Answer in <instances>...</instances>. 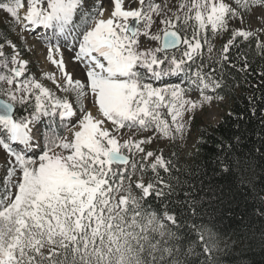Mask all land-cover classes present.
I'll return each mask as SVG.
<instances>
[{
  "label": "snow or ice",
  "instance_id": "snow-or-ice-1",
  "mask_svg": "<svg viewBox=\"0 0 264 264\" xmlns=\"http://www.w3.org/2000/svg\"><path fill=\"white\" fill-rule=\"evenodd\" d=\"M111 3L108 18L99 8L98 15L86 13L78 23L74 17L82 0H27L23 16L22 0H0V10L9 14L21 32L34 33L41 27L51 32L47 59L58 69L60 82L52 73L46 78L66 94L57 97L32 77L21 81L27 61L20 58L12 41L0 42V97H6L0 98V147L11 157L0 177V264H194L201 255L202 264H220L213 255L219 249L211 229L194 222L182 224L183 214L168 207L167 201L160 210L147 204L150 196L170 199L175 191L159 177L157 169L168 172L170 164L162 154L155 155L150 165L144 163L154 156L144 147L153 138L118 137L125 128L148 131L154 126L161 138H182L186 113L223 99L207 94L221 89L224 77L217 79L215 70L205 71L204 45L209 59L213 52L206 33L209 29L213 35L226 31L231 20H242V13L264 7V0H233L235 7L225 0H181L175 11L167 2L162 7L155 0H138V7L127 9L125 0ZM157 17H162L159 27ZM258 35L233 29L217 63L228 60L225 54L238 37L243 41L256 38V48L264 54ZM141 36L156 46H142ZM61 37L65 41L78 38L73 59L84 65V82L72 77L63 57H54L61 51ZM6 46L13 50L10 56L4 51ZM247 68L245 59L240 70ZM181 76L184 79L179 83L161 87L153 83ZM194 90L199 99L188 96ZM67 94L75 97V103ZM89 94L95 115L80 103ZM17 104L26 115H16ZM55 115L61 121L76 118L75 124H62L70 137L59 135L51 125L46 133L41 132L43 118ZM137 153L142 154L139 163L134 159ZM247 160L237 154L220 165L231 174L234 168L243 171ZM148 167L156 173L155 179L147 184L137 181L135 188L142 195H133V174L139 168L142 176ZM209 191L212 203H230V191ZM186 210L197 215L199 202L192 199ZM258 211L264 214V207ZM185 227L196 234L198 242L188 239L185 243L181 231Z\"/></svg>",
  "mask_w": 264,
  "mask_h": 264
},
{
  "label": "trees",
  "instance_id": "trees-1",
  "mask_svg": "<svg viewBox=\"0 0 264 264\" xmlns=\"http://www.w3.org/2000/svg\"><path fill=\"white\" fill-rule=\"evenodd\" d=\"M206 35L213 52L209 59L207 45H204L202 59L205 71L215 70L217 79L224 77L223 87L216 93L208 94L222 96L221 100L227 103L228 110L214 124L196 123V138L190 155L161 153L170 164L168 172L157 169L159 177L164 183L172 185L175 191L170 199L150 196L147 204L160 210L167 201L168 207L178 215L183 214L182 224L191 225L194 222L211 229L219 249L213 255L220 264H264V214L258 211L264 207V54L257 50L256 38L243 41L238 37L225 54L228 60L218 64L232 33L225 34L223 31L213 35L209 29ZM188 36L191 38V30ZM4 39L13 40L11 33L2 27L0 42ZM4 51L8 56L12 54V49L7 46ZM245 59L248 68L242 71ZM199 63L200 59L197 60ZM233 64L235 67L231 66ZM172 78L176 82L184 79L183 76ZM31 103L34 104V99ZM14 112L17 116L27 114L19 104ZM53 119L45 121L42 132L46 133L49 125L58 132L57 120ZM58 133L62 134L60 130ZM237 154L248 157L243 171L234 168L231 174L223 172L220 161L226 157L236 159ZM137 170L141 176L140 169ZM141 177L147 184L155 179L156 173L148 167ZM209 189L217 193L220 190L230 191V203H212L214 197ZM192 199L199 202L197 215H191L186 210ZM181 231L186 236L185 243L188 239L198 242L196 234L189 228H182ZM203 259L201 255L194 264H202Z\"/></svg>",
  "mask_w": 264,
  "mask_h": 264
},
{
  "label": "rangeland",
  "instance_id": "rangeland-1",
  "mask_svg": "<svg viewBox=\"0 0 264 264\" xmlns=\"http://www.w3.org/2000/svg\"><path fill=\"white\" fill-rule=\"evenodd\" d=\"M24 3V8L21 9V16L24 15L27 9V0H22ZM156 3L161 4L164 7L165 3L172 11H175L178 7L181 0H155ZM225 2L232 4L235 7L233 0H225ZM109 2L107 0H82V6L79 9L77 15L74 19L80 23L83 20V15L86 13H96L98 15L99 8H103L105 10V6L107 10ZM136 8L139 6L138 0L137 2H132L129 4V0H125V8ZM261 13H264V7H255L251 11L242 13L241 19L231 20L229 23V27L225 34L232 33L235 28H243L245 30H250L253 32H258V37L261 39L262 43H264V17L261 16ZM171 15V13H169ZM162 17L156 18V26L159 27V19ZM5 28V30L9 31L12 35V42L16 45V50L20 53V58L27 61L26 71L23 77L20 78L21 81L27 78H35L38 82L42 83L45 87L49 88L57 97H65V93L57 88L56 84H54L51 80L46 78V75L52 73L56 76L57 83L60 82V73L55 65H53L47 59V49L49 46V38L51 37V32L49 30L45 31L44 28H39L34 33L31 31L21 32L18 26H14L12 20L6 12L0 10V28ZM43 30V32H40ZM142 46H156V42H147V38L141 36L140 37ZM52 43H57L56 40H52ZM60 45V53H54V57L56 59H60L63 57L67 71L72 75L74 79H80L82 82L86 80L84 65L73 59L75 53L73 49H78V38L69 37L67 41L64 40L63 37L59 38L58 41ZM13 51V50H12ZM11 67V65H9ZM155 86L161 87L165 83L171 84L173 82H168V80L164 79L162 81H154ZM187 86V85H185ZM3 87L7 88L8 85L5 83ZM208 94V93H207ZM188 96L192 99H199V92L194 90L188 93ZM67 98L70 102L75 103V97L72 94H67ZM6 99V97H5ZM34 99V97H33ZM80 103L84 106V108L88 111H92L93 114H96V110L93 106V99L91 94H89L86 98L82 99ZM228 110V105L224 100L213 99L211 102L206 103L202 108H197L192 113L185 114V131L183 137H178L176 140H168L159 137V134L155 133L154 126L152 129L148 131H136L129 130L127 128L122 130V136L118 137L121 140L129 138V135L132 136L133 139H145L148 137H152L153 141L151 144L144 145L146 151H152L154 153L153 157H150L148 161L152 163L155 155H161V153L171 152L179 153L181 156H188L193 150L195 138H196V123H216L219 118ZM77 112V116L80 115L79 109H75ZM162 115L165 119H168L169 122L171 118L167 116L166 110H162ZM191 117V118H189ZM58 118L60 119L59 115ZM45 118H43V121ZM61 120V119H60ZM75 124L76 118H66L64 121H61L62 124ZM44 124V123H43ZM39 125L40 129L42 125ZM111 129V125H107ZM63 133L61 136H71L70 132H67L63 127ZM127 154V153H126ZM32 155H37V153H33ZM11 157L0 147V177H3L8 166V162ZM134 159L137 163L142 160V154L137 153ZM129 171L131 168L129 167ZM139 180H142L145 183V179L141 177L136 169L135 173L132 176L131 183L133 185V195H142L140 189L135 188V183ZM128 180H125V186L128 184ZM123 193H121L122 195Z\"/></svg>",
  "mask_w": 264,
  "mask_h": 264
},
{
  "label": "bare ground",
  "instance_id": "bare-ground-1",
  "mask_svg": "<svg viewBox=\"0 0 264 264\" xmlns=\"http://www.w3.org/2000/svg\"><path fill=\"white\" fill-rule=\"evenodd\" d=\"M108 2H109V4H108V6H109V8H108V10H107V7L105 6V16H104V18L106 19V18H108V15L110 14V12H111V10H112V3H111V0H107ZM44 30H46V29H44ZM47 31V30H46ZM40 32H43V30H41ZM56 44V43H55Z\"/></svg>",
  "mask_w": 264,
  "mask_h": 264
},
{
  "label": "water",
  "instance_id": "water-1",
  "mask_svg": "<svg viewBox=\"0 0 264 264\" xmlns=\"http://www.w3.org/2000/svg\"><path fill=\"white\" fill-rule=\"evenodd\" d=\"M0 98H2V97H0ZM14 111H15V107H14Z\"/></svg>",
  "mask_w": 264,
  "mask_h": 264
}]
</instances>
